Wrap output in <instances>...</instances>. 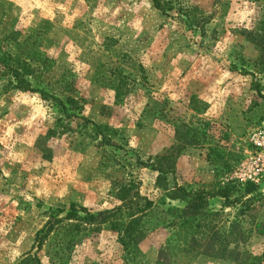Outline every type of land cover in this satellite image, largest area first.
<instances>
[{"label": "rangeland", "instance_id": "obj_1", "mask_svg": "<svg viewBox=\"0 0 264 264\" xmlns=\"http://www.w3.org/2000/svg\"><path fill=\"white\" fill-rule=\"evenodd\" d=\"M161 6L0 0V264H230L200 254L196 243L212 236L236 239L264 264L254 226L264 224V68L242 34L264 9L253 0ZM19 61L31 68L30 91L13 78ZM112 71L120 104L105 86ZM164 157L172 172L152 170ZM127 181L139 185L135 253L109 224H81L76 243L60 226L26 260L51 215L113 209ZM245 182L256 192L244 195ZM177 189L207 195L200 215L183 218Z\"/></svg>", "mask_w": 264, "mask_h": 264}, {"label": "trees", "instance_id": "obj_2", "mask_svg": "<svg viewBox=\"0 0 264 264\" xmlns=\"http://www.w3.org/2000/svg\"><path fill=\"white\" fill-rule=\"evenodd\" d=\"M257 2L262 9H264V0H253ZM153 6L158 10H163L161 6V0H151ZM245 39L249 41L257 51L256 64L261 68H264V14H262L254 28L251 31H243L242 33ZM18 67L21 69L20 75H17ZM264 71V69H260ZM261 71V73H262ZM14 80H16V86L22 90L30 91V83L24 79V76H30L32 74L31 68L24 62H18V65L11 71ZM119 75L115 71L109 72L108 78H106V85L115 92L114 98L116 104L123 102L125 98V92L123 90V82L118 80ZM66 103L73 104L74 102L70 99H66ZM101 129H106V126H99ZM152 170L160 173L172 172L173 161L170 158H157V160L151 164ZM243 194L251 195L258 189V185L252 182H245L243 185ZM138 183L134 181H127L122 183L115 192V198L118 201V205L110 210H103L98 212H90L86 208L77 209L76 206L72 205L69 211L66 213L64 219L59 218L58 214L51 215L48 221L45 223L43 228L39 230L35 235L34 247L35 251L33 255L27 254L26 260L33 262L35 260L36 253L39 252L50 234L61 226V230L67 237L69 242L76 243L82 235L80 232L84 231L85 228L81 224H85L89 228H99L103 224H109L111 231L117 234L119 244L123 247L124 251L136 252L137 243L141 240L140 232L138 230V224L140 221L141 210L135 209L137 201L140 199L138 192ZM177 194L172 198L178 199L184 202V208L182 209L183 218H189L191 216L200 215L206 208L208 198L204 192H186L183 189H177ZM181 192V195L178 194ZM218 194L228 200L231 191L227 188H223ZM150 205L146 202L144 208ZM81 211L84 216L79 215ZM74 220L79 223H70L64 225V221ZM255 230L258 234L264 235V224L255 223ZM207 242L202 243L197 241L196 246L198 248H205L200 251V254L207 255L218 259H223L230 262V264H260V259L253 256L247 251H240L236 247V239L232 242H227L225 239H216L214 236L207 238ZM235 246L230 249V246Z\"/></svg>", "mask_w": 264, "mask_h": 264}]
</instances>
